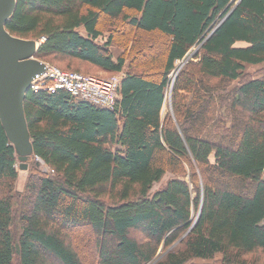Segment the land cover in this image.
<instances>
[{"label":"trees","instance_id":"obj_1","mask_svg":"<svg viewBox=\"0 0 264 264\" xmlns=\"http://www.w3.org/2000/svg\"><path fill=\"white\" fill-rule=\"evenodd\" d=\"M5 27L43 37L44 62L125 71L111 109L26 91L22 189L0 121V264H264V66L246 68L264 64V0H16Z\"/></svg>","mask_w":264,"mask_h":264},{"label":"water","instance_id":"obj_2","mask_svg":"<svg viewBox=\"0 0 264 264\" xmlns=\"http://www.w3.org/2000/svg\"><path fill=\"white\" fill-rule=\"evenodd\" d=\"M15 5L16 0H0V121L15 148L19 167L26 169L33 145L24 98L30 82L44 72L46 64L34 56L38 40L13 35L6 29Z\"/></svg>","mask_w":264,"mask_h":264},{"label":"built area","instance_id":"obj_3","mask_svg":"<svg viewBox=\"0 0 264 264\" xmlns=\"http://www.w3.org/2000/svg\"><path fill=\"white\" fill-rule=\"evenodd\" d=\"M45 64L44 72L30 82L29 88L32 90L53 92L60 88L100 107L111 109L115 105L120 78L104 79L75 70H64L46 62Z\"/></svg>","mask_w":264,"mask_h":264},{"label":"rangeland","instance_id":"obj_4","mask_svg":"<svg viewBox=\"0 0 264 264\" xmlns=\"http://www.w3.org/2000/svg\"><path fill=\"white\" fill-rule=\"evenodd\" d=\"M83 32V31H82ZM108 36V31L107 30H104L103 32V36L98 38V41L99 43H104L106 38ZM154 36H157V40L152 43V44H149L147 43L148 45V48L147 49H142L140 54L142 56L143 59H147V63H151L153 60H156L157 58H155V51L158 49V47H156L157 43H162L161 45H164V42H165V37L156 33L154 34ZM43 40V37L38 39V42L40 43L41 41ZM146 44V43H145ZM144 44V45H145ZM122 46L120 45H113V44H110L109 45V48L110 50L114 53V54H117L119 52L122 51ZM198 47H192L189 51H188V54L187 56L182 60V61H179L177 63V68L176 70H173L171 73L168 74L169 78H170V81H171V84L169 86V93H168V105H169V97H170V92H171V85L173 83V79L177 73V71L180 69V67L188 60L190 59L195 51L197 50ZM150 56H152V58H150ZM148 58H150V60H148ZM156 62V61H155ZM157 62H158V59H157ZM46 63H49V64H52V65H55L61 69H64V70H71V69H75V68H79L80 70H82V72H85V73H82V74H89V75H93V76H96V77H100V78H104V79H109V78H113V77H116V78H120L122 73H124L125 69L121 72H115V73H106V72H103L101 71L100 69H98L97 67L95 66H92L88 63H82L80 61H77V60H67V59H63V60H56V61H46ZM261 66H264L263 65H247V70L248 71H255V70H258ZM158 67V66H156ZM76 71V70H75ZM158 71L157 68H154L153 70H151V72H156ZM79 72V71H78ZM165 109L167 111L168 109V106L167 104H165ZM34 160L38 161L39 163H37L39 166H40V170L41 171H47L48 170V167L46 164H44V162L40 159H37L36 157H34ZM33 161V159L31 160ZM27 162H30L27 160ZM19 165V164H18ZM28 170L29 169H21L19 168V177H18V180H17V187L18 189H22L23 188V185L26 181V177H27V174H28ZM171 174L169 172H166V174L163 176V178L159 181V182H156L154 183L152 189H157L159 188L162 184H163V181L166 180L168 177H170ZM82 237L81 239L78 237V240L77 241V247L79 248V251L81 252V254L84 256V253L82 251V249H80V246H82V243H87L89 241V238L91 236L90 233H88L87 230H82ZM93 245V244H92Z\"/></svg>","mask_w":264,"mask_h":264},{"label":"crops","instance_id":"obj_5","mask_svg":"<svg viewBox=\"0 0 264 264\" xmlns=\"http://www.w3.org/2000/svg\"><path fill=\"white\" fill-rule=\"evenodd\" d=\"M165 106V105H164ZM163 106V108H162V114H164L165 112H166V109H165V107Z\"/></svg>","mask_w":264,"mask_h":264}]
</instances>
